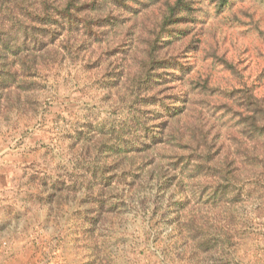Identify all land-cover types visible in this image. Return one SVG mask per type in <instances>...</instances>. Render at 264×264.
Segmentation results:
<instances>
[{"label": "rangeland", "instance_id": "1", "mask_svg": "<svg viewBox=\"0 0 264 264\" xmlns=\"http://www.w3.org/2000/svg\"><path fill=\"white\" fill-rule=\"evenodd\" d=\"M173 1L104 0L113 3L112 21L93 28L95 37L73 30L42 37L47 49L26 44L31 69L20 62L21 78L0 84V264H264V169L220 170L240 140L234 109L223 106L234 73L219 66L172 122L208 129L212 170L196 171V154L189 159L190 147L176 140L155 152L139 147L145 132L136 152L124 151L121 168L106 152L122 145L113 132L132 120L154 130L167 120L160 104L139 109L141 99L175 94V84L147 92L143 68L160 39L161 11ZM242 7L254 12L252 21L230 18ZM259 18L263 29L264 0H238L220 15L198 11L176 50L199 33L196 70L218 43L219 55L256 75L264 66L263 36L252 28Z\"/></svg>", "mask_w": 264, "mask_h": 264}, {"label": "trees", "instance_id": "2", "mask_svg": "<svg viewBox=\"0 0 264 264\" xmlns=\"http://www.w3.org/2000/svg\"><path fill=\"white\" fill-rule=\"evenodd\" d=\"M99 1L102 2L98 4L97 0H65L64 2L62 0H30L29 3L26 0H0V84L8 82L9 79L21 78L20 62L23 63L22 65L25 66L26 70L31 69L28 65L32 64L33 55H28L27 58L22 56L23 49H27L28 45L26 44L30 42L36 48L42 46L47 49L48 44L43 38L49 36L55 39L61 33H71L73 30L83 31L88 38L95 37L93 28H104L103 22L110 24L112 21L110 13L113 3L108 2L103 5L104 0ZM110 1L121 6L124 5L125 0ZM237 1L174 0L161 11L158 34L160 39L154 41L151 46L149 61L145 60L144 62L143 68L149 74L148 77L146 76L147 87L145 90L153 92L158 88L175 84V94L172 93L169 98L160 99L154 103L149 101L152 97L141 99L142 108L139 110H144V106L156 107L160 104L161 110L167 115V120L160 123L157 130L147 127L146 124L135 125V127L132 124L134 120H132L133 122H130L127 128H119L113 132L114 140H120L123 143L119 147H108L106 152L115 158L112 164L121 168L120 163L123 160L124 151L134 148L133 152H136L135 149L138 147L136 145L139 142L137 139L145 132L144 135L142 134L144 140L139 147L143 148L149 145L151 152H155L159 146L176 140L179 145L187 144L190 147L189 159H192L196 154L197 159L195 161L199 162L194 167L196 171L204 173L212 170L210 162L213 160V153H211V139L208 129L200 127L198 124L188 125L184 123H180L181 127L177 128L176 123L179 121L172 122L177 117L185 115L190 103V94L201 93L206 90L214 71L219 66H224L226 70L235 74V85L224 88L227 93L222 91L228 96L223 106L229 110L234 109L232 118L234 119V127L238 129L240 140L235 152L226 149L224 157H222L224 168L218 167V169L229 175L232 173V166L238 165L239 167L235 168L234 171L239 173L242 169V174L248 176H255L264 169V66L261 68L260 64L258 65L259 72L256 75L253 70L254 67L249 73H242L238 69L239 61H234L225 54L219 55L217 53L216 48L219 44L216 43L212 53L209 54L205 51L203 60L207 66L199 63L203 72L200 69L196 70L199 60L198 54L200 53L199 33L190 36L189 41L181 49L176 50V46L190 34L188 30L195 25V14L198 11L208 15L224 14L233 10ZM203 4H206L207 7L203 11L200 7H195V5L202 6ZM250 11V7H242L238 10L235 8V12H231L230 18L238 22L243 19L252 21L254 12L251 14ZM260 21L261 18L255 20L252 28L258 29V34L263 36L264 40V25L263 29H260ZM155 46L161 47V51L165 46V51H162L164 53L161 51L155 53ZM259 54L258 58L264 61V46L259 50ZM185 83L188 85V89L182 87ZM143 84L145 83H141L140 88ZM168 101L169 103H167ZM174 126L176 127L173 128ZM186 131L189 132V135L186 134ZM111 137V133H109L107 138ZM191 143L196 144L195 150L192 149ZM103 169V166L99 168L101 174H103ZM213 169L216 170L217 168L214 167ZM203 243H206V239H203ZM220 243L224 244V241L221 240Z\"/></svg>", "mask_w": 264, "mask_h": 264}]
</instances>
